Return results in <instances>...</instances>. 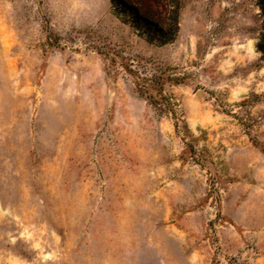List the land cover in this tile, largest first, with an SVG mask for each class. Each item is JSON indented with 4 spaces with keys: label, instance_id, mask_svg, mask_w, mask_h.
I'll return each instance as SVG.
<instances>
[{
    "label": "rangeland",
    "instance_id": "obj_1",
    "mask_svg": "<svg viewBox=\"0 0 264 264\" xmlns=\"http://www.w3.org/2000/svg\"><path fill=\"white\" fill-rule=\"evenodd\" d=\"M135 21L0 0V264H264L259 0H183L166 45Z\"/></svg>",
    "mask_w": 264,
    "mask_h": 264
},
{
    "label": "trees",
    "instance_id": "obj_2",
    "mask_svg": "<svg viewBox=\"0 0 264 264\" xmlns=\"http://www.w3.org/2000/svg\"><path fill=\"white\" fill-rule=\"evenodd\" d=\"M112 2L119 18H123V15L128 12L134 15L136 19L134 26L138 30L141 26L145 27L143 35L150 43L166 45L177 39L183 0H112ZM259 4L264 13V0H259ZM260 49L264 52L262 45ZM160 84L162 87L163 82L160 81ZM151 89V87H145L140 90V93L146 95L155 108L163 112H171L176 120V127H179L180 119L176 111L179 104L173 94H165L164 89L160 88L159 96H157L151 92ZM186 127L189 129L187 123Z\"/></svg>",
    "mask_w": 264,
    "mask_h": 264
}]
</instances>
